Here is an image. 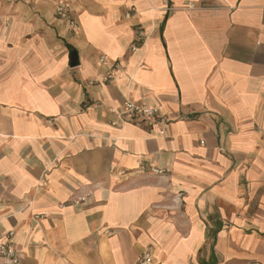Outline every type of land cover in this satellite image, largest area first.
<instances>
[{"label":"crops","instance_id":"obj_1","mask_svg":"<svg viewBox=\"0 0 264 264\" xmlns=\"http://www.w3.org/2000/svg\"><path fill=\"white\" fill-rule=\"evenodd\" d=\"M0 18V229L21 264H264V0H0ZM125 100L161 118L114 127Z\"/></svg>","mask_w":264,"mask_h":264},{"label":"built area","instance_id":"obj_2","mask_svg":"<svg viewBox=\"0 0 264 264\" xmlns=\"http://www.w3.org/2000/svg\"><path fill=\"white\" fill-rule=\"evenodd\" d=\"M55 14L57 17L67 22L70 32L77 33L79 31V25L71 15L67 4L60 2L56 7ZM126 18H130V14H127ZM1 23L2 19H0V24ZM138 37L139 41H141V44H144L146 39L145 33L143 31H139ZM136 49L137 45H134L132 50L135 51ZM100 63L103 65L109 64L108 59L105 57L100 58ZM117 70L118 64H111L109 67V71L103 78L104 82L112 81ZM110 113L115 117L114 121H112L111 123V125L114 127H121L128 122L134 121L154 123L161 118L158 108L147 106L144 104H138L131 100H125L121 108L111 109ZM161 134L164 135L165 131L162 130ZM152 173L157 175H164L166 172L163 170L152 169ZM13 236L14 233L12 231L3 233L0 229V259L2 260L3 264H21L20 256L18 255L17 251L14 249L10 241ZM137 264H153L152 254L149 251L145 252L140 257Z\"/></svg>","mask_w":264,"mask_h":264},{"label":"water","instance_id":"obj_3","mask_svg":"<svg viewBox=\"0 0 264 264\" xmlns=\"http://www.w3.org/2000/svg\"><path fill=\"white\" fill-rule=\"evenodd\" d=\"M79 56L76 50L70 52V67L75 68L79 65Z\"/></svg>","mask_w":264,"mask_h":264},{"label":"rangeland","instance_id":"obj_4","mask_svg":"<svg viewBox=\"0 0 264 264\" xmlns=\"http://www.w3.org/2000/svg\"><path fill=\"white\" fill-rule=\"evenodd\" d=\"M1 19V18H0ZM3 23H6V21H4L3 19H2V23L0 24V25H2ZM67 26H68V24H67ZM67 30H69V27L67 28Z\"/></svg>","mask_w":264,"mask_h":264},{"label":"trees","instance_id":"obj_5","mask_svg":"<svg viewBox=\"0 0 264 264\" xmlns=\"http://www.w3.org/2000/svg\"><path fill=\"white\" fill-rule=\"evenodd\" d=\"M67 47H68L69 49H72L70 45H67Z\"/></svg>","mask_w":264,"mask_h":264}]
</instances>
